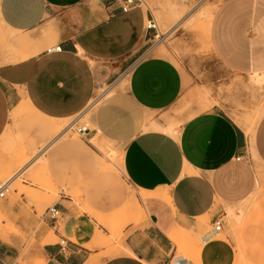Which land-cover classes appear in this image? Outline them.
I'll list each match as a JSON object with an SVG mask.
<instances>
[{
  "label": "crops",
  "instance_id": "1",
  "mask_svg": "<svg viewBox=\"0 0 264 264\" xmlns=\"http://www.w3.org/2000/svg\"><path fill=\"white\" fill-rule=\"evenodd\" d=\"M122 4L0 0V21L14 33L9 42L22 52L0 65V139L7 129L36 120L33 112L53 121L86 118L89 137L100 135L123 146L121 171L140 191L149 223L123 242L129 253L119 248L99 264H163L173 257L193 264L177 255L172 237L197 229L201 217L207 220L203 226L208 218L214 224L219 196L234 200L245 193L233 169L249 150L264 166V115L250 143L227 113L184 108L186 75L163 49L162 55L152 54L155 38L145 26L148 13L140 5L123 12ZM211 40L228 71L264 75V0H226L212 22ZM54 47L60 50L50 52ZM199 104L210 108L202 97ZM260 181L264 176L257 175L255 188ZM26 203L24 196L14 201L5 195L0 210L11 226L42 241L43 226L37 228ZM84 222L71 216L65 226L70 239L43 244L44 264L91 262L84 244L100 248L107 240L99 242ZM201 241L204 264L233 263L228 244L214 241L210 233ZM21 245L19 237L0 236V264H15Z\"/></svg>",
  "mask_w": 264,
  "mask_h": 264
},
{
  "label": "rangeland",
  "instance_id": "2",
  "mask_svg": "<svg viewBox=\"0 0 264 264\" xmlns=\"http://www.w3.org/2000/svg\"><path fill=\"white\" fill-rule=\"evenodd\" d=\"M225 2L139 0V5L148 13L145 26L153 18L158 27V37L151 48L156 51L152 54L162 55L159 52L163 49L187 77L183 107L192 113L223 111L240 125L246 117L255 118L264 111V83L258 85L248 73H232L218 60L211 26ZM12 34L0 21V65L22 54L20 48L9 42ZM201 97L203 105L210 108L200 106ZM32 116L36 120H26L24 128L7 129L0 139V183H10L7 198L15 201L25 197L26 210L36 218L37 228L43 226V240L38 241L34 233L26 236L11 226L1 210L0 236L8 233L21 239L15 264H35L41 260L43 244L70 239L65 226L75 216L85 219L84 224L90 226L89 234L93 231L98 240L102 237L107 240L101 243L105 247L100 248H89L90 241L84 244L89 252V264H99L110 258L111 253H118L131 234L149 226L140 191L118 167L123 146L100 135L83 137L79 128L70 129L76 118L55 122L34 112ZM79 118L81 125H89L86 118ZM43 121L47 124L44 127ZM61 135V139L50 145ZM233 173L239 185L247 190L238 199L217 198V218L224 222L218 235L213 234L214 225L209 218L202 228L183 232L174 229L176 240L172 241L177 255L185 256L193 264H204L205 246L201 238L207 233L212 234L214 241L232 247V264H264V181L255 188L258 173L264 176V166L249 150ZM54 205L60 212L64 211L58 232L43 220L46 210ZM235 213L240 214L239 218L231 219L230 214Z\"/></svg>",
  "mask_w": 264,
  "mask_h": 264
},
{
  "label": "built area",
  "instance_id": "3",
  "mask_svg": "<svg viewBox=\"0 0 264 264\" xmlns=\"http://www.w3.org/2000/svg\"><path fill=\"white\" fill-rule=\"evenodd\" d=\"M123 4L121 6L122 11L123 12H128L131 9H133L134 7L139 5V0H122ZM148 24H147V29L148 30H152L154 32H156V35H154V38L158 37L157 31H158V27L157 24L155 22V20L153 18L148 19ZM60 50V47H54V48H50L49 51H58ZM78 120L79 117H77L75 120H73V123L71 125V129L73 128H79V133L85 137L88 138L89 135L87 134L88 132V127L86 125H79L78 124ZM9 181H6L4 183H1L0 185V197H4L6 195V192L9 189ZM62 217V214L60 212V210L56 207V205L49 207L44 216H43V220L46 221L47 224H49L51 226V228L53 230H55L56 232H58L59 229V219ZM214 232L219 233L224 225V222L222 219H217L216 221H214ZM163 264H181L179 259L176 258H170L169 260H167L166 262H164Z\"/></svg>",
  "mask_w": 264,
  "mask_h": 264
},
{
  "label": "bare ground",
  "instance_id": "4",
  "mask_svg": "<svg viewBox=\"0 0 264 264\" xmlns=\"http://www.w3.org/2000/svg\"><path fill=\"white\" fill-rule=\"evenodd\" d=\"M163 35V34H162ZM251 78H253V81L255 82V83H257L258 85L259 84H263L264 83V75H252L251 76ZM252 81V82H253ZM256 115V114H255ZM264 115V111H262V112H260L257 116H255V118H250V117H246L245 119H243L242 121H241V124H240V126L241 127H243V129L245 130V132L247 133V136H248V138H249V142L250 143H252V140H253V135H254V132H255V127H256V124H257V122L262 118V116ZM55 122H56V120H54ZM58 121H61V120H58ZM57 121V122H58ZM71 129V128H70ZM70 129H68V130H70ZM169 130V129H168ZM67 131H63V133H66ZM59 133V132H58ZM60 135V134H59ZM61 136H63V135H61ZM19 150V149H18ZM43 153V152H42ZM115 159V158H114ZM256 159L258 160V158L256 157ZM26 164V163H25ZM118 167H119V169L121 170V168H120V162L118 163ZM30 168V167H29ZM116 168V167H115ZM117 170V169H116ZM257 171H259V170H257ZM17 172V171H16ZM24 172V171H23ZM258 176L259 177H262V175L260 174V173H258ZM18 178V177H17ZM48 191V190H47ZM135 201H136V198H135ZM137 202V201H136ZM233 216V215H232ZM235 216V215H234ZM236 217V216H235ZM231 219H234V217H232ZM99 221H101V218H100V220ZM206 221L207 220H205V218L204 217H201V218H199V222H198V225L200 226V227H202L204 224H206ZM198 226V227H199ZM199 227V228H200ZM175 237L176 236H173L172 238H173V240L175 239ZM176 240V239H175ZM122 248L124 249V251H126V252H128L129 253V250L126 248V247H124V246H122ZM118 251H119V249H118ZM121 252V251H120ZM35 264H44V262H43V260L41 259V260H39V261H37Z\"/></svg>",
  "mask_w": 264,
  "mask_h": 264
}]
</instances>
